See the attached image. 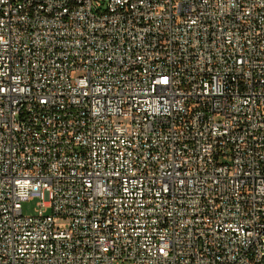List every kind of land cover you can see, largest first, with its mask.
<instances>
[{
  "label": "built area",
  "instance_id": "built-area-1",
  "mask_svg": "<svg viewBox=\"0 0 264 264\" xmlns=\"http://www.w3.org/2000/svg\"><path fill=\"white\" fill-rule=\"evenodd\" d=\"M0 264H264V0H0Z\"/></svg>",
  "mask_w": 264,
  "mask_h": 264
},
{
  "label": "rangeland",
  "instance_id": "rangeland-1",
  "mask_svg": "<svg viewBox=\"0 0 264 264\" xmlns=\"http://www.w3.org/2000/svg\"><path fill=\"white\" fill-rule=\"evenodd\" d=\"M124 123V121H121ZM38 201L36 199L29 200L22 203V215L23 216H33L35 215V211L37 209ZM56 225L60 228H65L67 226V222L61 221L57 222Z\"/></svg>",
  "mask_w": 264,
  "mask_h": 264
}]
</instances>
